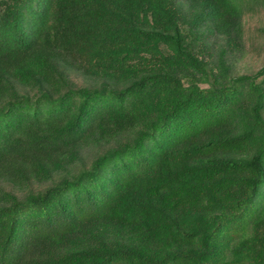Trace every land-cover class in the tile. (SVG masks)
<instances>
[{
  "label": "trees",
  "instance_id": "obj_1",
  "mask_svg": "<svg viewBox=\"0 0 264 264\" xmlns=\"http://www.w3.org/2000/svg\"><path fill=\"white\" fill-rule=\"evenodd\" d=\"M263 6L0 0V264H264Z\"/></svg>",
  "mask_w": 264,
  "mask_h": 264
},
{
  "label": "rangeland",
  "instance_id": "obj_2",
  "mask_svg": "<svg viewBox=\"0 0 264 264\" xmlns=\"http://www.w3.org/2000/svg\"><path fill=\"white\" fill-rule=\"evenodd\" d=\"M243 26V51L237 54L236 67L240 71H251L264 61V6L247 11L243 17ZM71 74L79 83L90 80L77 70Z\"/></svg>",
  "mask_w": 264,
  "mask_h": 264
}]
</instances>
